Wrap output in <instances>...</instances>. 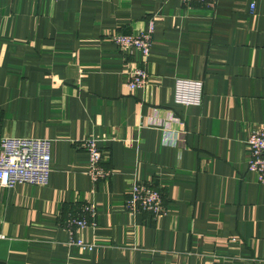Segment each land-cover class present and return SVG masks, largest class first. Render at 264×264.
Masks as SVG:
<instances>
[{"label":"crops","instance_id":"0c3cea01","mask_svg":"<svg viewBox=\"0 0 264 264\" xmlns=\"http://www.w3.org/2000/svg\"><path fill=\"white\" fill-rule=\"evenodd\" d=\"M151 21L144 64L111 39ZM140 64L148 82L131 90ZM177 79L202 81L199 105L176 102ZM261 123L264 0H0V134L52 144L46 186H0V264H264L246 144ZM88 138L107 180L91 179ZM136 179L161 190L163 214L126 209ZM90 203L95 224L68 229Z\"/></svg>","mask_w":264,"mask_h":264},{"label":"built area","instance_id":"2783aa9c","mask_svg":"<svg viewBox=\"0 0 264 264\" xmlns=\"http://www.w3.org/2000/svg\"><path fill=\"white\" fill-rule=\"evenodd\" d=\"M178 1L188 6L203 4L213 7L219 0ZM251 10L252 12L255 10V2L251 4ZM153 30L154 24L151 21L146 31L131 35L116 33L111 35V39L126 52L137 51L140 54V61L144 64L150 55ZM148 78L149 72L140 64L129 72L127 84L131 90H135L144 87ZM202 86V81L177 79L176 102L199 105L202 101ZM246 144L249 151L248 170L256 175L260 183H264V123L259 124L249 133ZM51 147V140L48 138L10 137L0 134V186L2 188H12L17 184L46 186L52 171ZM84 147L89 154V172L92 181L98 183L107 180L112 174V169L106 166L104 153L97 145V141L88 138L84 142ZM125 207L130 213L146 212L154 217L166 211L161 190L151 183L137 179L131 184ZM69 215L65 222L68 229L84 228L95 224L97 208L95 204L90 203L84 205L78 215ZM72 242L88 252L95 247L94 243L86 242L81 238L72 239Z\"/></svg>","mask_w":264,"mask_h":264}]
</instances>
